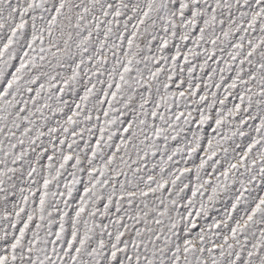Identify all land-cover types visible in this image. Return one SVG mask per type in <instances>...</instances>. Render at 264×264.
<instances>
[{"label":"snow or ice","instance_id":"obj_1","mask_svg":"<svg viewBox=\"0 0 264 264\" xmlns=\"http://www.w3.org/2000/svg\"><path fill=\"white\" fill-rule=\"evenodd\" d=\"M0 264H264V0H0Z\"/></svg>","mask_w":264,"mask_h":264}]
</instances>
